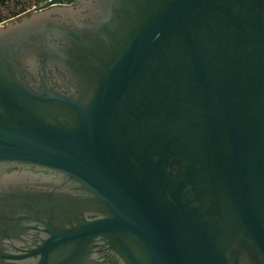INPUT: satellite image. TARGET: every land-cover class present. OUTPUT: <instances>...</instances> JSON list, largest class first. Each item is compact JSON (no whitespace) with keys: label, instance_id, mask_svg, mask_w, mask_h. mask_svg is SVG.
Wrapping results in <instances>:
<instances>
[{"label":"water","instance_id":"1","mask_svg":"<svg viewBox=\"0 0 264 264\" xmlns=\"http://www.w3.org/2000/svg\"><path fill=\"white\" fill-rule=\"evenodd\" d=\"M40 2L0 26V161L67 175L101 216L38 264L95 235L125 264H264V0ZM51 66L93 90L35 88Z\"/></svg>","mask_w":264,"mask_h":264},{"label":"flooded vegetation","instance_id":"2","mask_svg":"<svg viewBox=\"0 0 264 264\" xmlns=\"http://www.w3.org/2000/svg\"><path fill=\"white\" fill-rule=\"evenodd\" d=\"M86 2L73 0L70 5L59 6L75 11ZM43 4L39 0L33 10L24 15L35 12ZM104 45L98 60L110 61L111 46ZM101 66L98 62L97 67L101 69ZM89 73L72 71L69 76L51 66L46 72L25 74L37 89L47 87L71 99H85L96 80L95 74ZM98 207L91 194L61 172L33 163L0 161V253L5 256L4 261L38 264L44 253L42 246L51 239L52 233H66L98 219L101 216ZM47 256L50 264H125L102 235L69 240L49 248Z\"/></svg>","mask_w":264,"mask_h":264},{"label":"rangeland","instance_id":"3","mask_svg":"<svg viewBox=\"0 0 264 264\" xmlns=\"http://www.w3.org/2000/svg\"><path fill=\"white\" fill-rule=\"evenodd\" d=\"M39 0H0V26L33 10Z\"/></svg>","mask_w":264,"mask_h":264}]
</instances>
